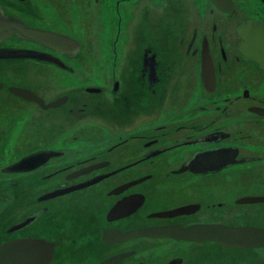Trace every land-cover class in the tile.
Here are the masks:
<instances>
[{
	"label": "flooded vegetation",
	"instance_id": "flooded-vegetation-1",
	"mask_svg": "<svg viewBox=\"0 0 264 264\" xmlns=\"http://www.w3.org/2000/svg\"><path fill=\"white\" fill-rule=\"evenodd\" d=\"M84 1V6H87V0ZM125 1L140 7V11L136 13V20L129 32L131 47L125 52L127 61L121 73L111 78L106 86L84 85L77 91L80 94L65 92L45 100L31 87L7 83L0 77V90L34 103L41 111L57 110L55 117H58V122L52 121L46 127L34 124L36 132L28 131L24 142L25 145H34L27 151L19 148L15 151L9 147L10 137L5 131L8 125L0 120V243L19 238H35L52 243L49 264H98L108 260H111L109 264H223L217 250L203 253L198 250L204 243L215 244L223 255L247 253L251 259L248 261L255 262L257 260L253 259L257 258L259 264H264V246L242 248L224 245L216 240L174 236L191 226L264 228V225L223 222L215 215L223 209L228 210L226 202L219 199L220 195L229 196L232 205L248 210H257L264 205V194L258 191L264 190V181L257 187L249 184L250 178L254 179L261 173L263 175L259 180H264V99L251 97L248 85L241 86L240 94L237 93L235 99L230 98L231 93L238 89L234 81L243 79L245 75V66H248V72L256 74L252 88L258 82L264 85V67L240 51V45L247 41L237 31L239 24L248 21L256 20L264 24V0H255L256 10L245 16H239L235 0H231L229 10L224 9L231 5L220 8L212 0H205L209 19L201 25L198 11L185 0H156L157 9L152 5L154 0ZM36 2H32V5L31 0H0V7L6 16L20 20L27 27L76 39L80 50L73 55L63 54L12 34L0 40L1 54L16 55L14 50L18 49L21 55L73 72L74 68L68 61L79 55L82 42L66 31L43 25L46 20L39 17L42 9L64 17L66 0ZM116 7L119 17L118 2ZM219 23H222L220 27ZM255 33L249 31L246 35L252 41ZM203 39L207 41L214 68V78L211 80L208 75L206 85L201 66ZM170 51H173L174 57H187L188 65L193 67L190 89L197 87L202 99L191 105L168 98V79L175 68L172 70L168 64L165 66L162 59L168 58ZM11 86L33 91L43 99L45 105L53 101L59 104L44 107L36 101L15 95L9 89ZM144 95L147 96V107L152 112L162 108L163 113L154 119L151 112L147 122L137 125L135 116L138 108L135 101H142ZM237 98L248 100L245 108L241 107L246 115H242L240 126L227 130L217 121L226 117L225 126V121L239 124L230 117L233 111L227 110V106L237 102ZM96 100L99 105L91 110L94 113L91 114L86 108ZM11 103L12 107L8 106L7 112L9 114L10 110L14 115L15 105L18 104ZM173 104L186 106V111L192 115L207 108L221 114L205 118V121H197L199 118L196 116L197 120L186 122L184 115L168 114ZM3 109L5 111V107L0 105V118ZM112 109L118 110L116 117L108 116ZM64 120H74V131H60L65 129L64 125H60V121ZM57 132L77 141L75 152L66 154L63 149L43 145L47 139L53 140ZM247 145H256L259 154L248 152ZM38 152L50 156L43 158L40 155L30 160L23 169L15 167L22 158ZM236 166L244 168L250 177L245 181V191L234 195L233 180L227 183L232 184L228 187H221L216 181L198 183ZM155 169L162 172L158 179L155 178ZM53 178H57V181L53 182ZM186 179L176 189L175 183ZM148 182L167 188L171 193L169 196L182 192L183 197L176 202L149 208L144 188ZM26 183L38 187L34 199L33 192L27 191ZM42 184L46 187L40 190ZM54 191H61V194L43 198ZM87 192L97 195L98 210L92 220L72 210L69 205L71 201L68 198L80 195L84 198ZM192 192H198V195L189 196ZM100 198L102 200L98 203ZM113 208L115 211L110 214ZM135 218L139 220L134 222ZM92 221H96L90 229L92 236L82 235V227ZM138 228L163 231H170L171 228L172 234L141 235L124 240L115 238L116 231ZM187 250L193 252L192 258L185 253Z\"/></svg>",
	"mask_w": 264,
	"mask_h": 264
},
{
	"label": "rangeland",
	"instance_id": "rangeland-1",
	"mask_svg": "<svg viewBox=\"0 0 264 264\" xmlns=\"http://www.w3.org/2000/svg\"><path fill=\"white\" fill-rule=\"evenodd\" d=\"M37 1L40 2V0ZM47 1L50 2V0ZM150 1L152 0H148L147 2ZM185 1L188 5L198 11L197 16H199L198 22L200 25L209 19L207 16V6L205 4V0ZM235 1L238 5L237 9L239 16H245L246 13H252L256 10L255 7L257 6V3L255 0ZM32 2L37 3L36 0H31L32 5H34ZM84 2V0H66L64 3L66 9L64 17L59 16L57 13L49 12L43 9L42 12L39 13V17H43L46 20L43 25L66 31L79 38L82 42V49L79 55L75 59H70L68 61L69 65L74 68L73 72L60 70L44 63L41 60L28 57L26 55H2V51L0 50V77L7 83L31 87L45 100H50L54 96L65 92L70 94H80V92L77 91L84 85L106 86L107 83H110L111 78L114 76L117 77L121 73L125 62L127 61L125 58L128 56H125V52H128L131 47L129 32L133 28L136 20V13L140 11V7H137L133 3L125 0H87V6H84ZM117 2L119 3V17L116 13ZM155 3L156 0H154V4L152 5L155 9H157L158 5ZM221 24L222 23H219V27ZM167 42H169V40ZM114 43L115 47L113 46ZM10 44L13 43L10 42ZM115 52H117L116 55ZM172 52L173 51L169 52L168 58L162 59V63L165 66L168 64L172 70L175 68L168 79V98L183 101L180 104L191 105L199 99H202L200 91L197 87L190 89L193 83V67L188 65L187 57H174L172 56ZM244 73L245 75L243 76V79L239 78L237 81H234L238 89L231 93L230 98L235 99V96L238 95L237 93L240 94L241 86L248 85L250 86L251 97L264 99V85L261 84V82H258L255 87L252 88L251 86V84L255 82L256 74L253 75L248 72V66H245ZM237 99V102L234 101L232 105L227 106V110L228 112L233 111L230 117L239 124H235L231 121H225L227 125L225 126L224 120L227 119L226 117L220 118L217 121L218 124L222 125L227 130L236 128L237 125L240 126L242 115H246L245 112H242V108H245L248 100H245L244 98ZM146 100L147 96L144 95L142 101L139 99L135 101L138 108V114L135 116V124L137 125H139L140 122H147L151 115L152 109L147 107L145 102ZM10 101L18 104L15 105L14 115L11 114L13 112L10 110L9 114L7 112L8 106L12 105ZM144 102L145 106H143ZM96 103L97 100L88 104V108L86 109L89 113L94 114L91 110L98 107L99 102L97 104ZM0 105L5 107V111L3 109V114L1 115L2 118H0V120H3L5 125H8V127L5 128V131L10 137L9 147H13L15 151L18 148L20 150L27 151L28 148L33 147L34 143L25 145L24 142L28 137V131L36 132L34 129L35 123L46 127V125H51L52 121L56 120L58 122V117H55L57 110L41 111L34 103L19 99L18 97L8 94L4 90H0ZM107 106L110 107L109 104H107ZM186 109V106L173 104L170 107L168 114L177 113L182 116L184 115V117L187 118L186 122L195 121L197 120V117L199 118L197 121H205L207 120L205 118L215 117V115L221 114L207 108L206 111H200L197 112L196 115H192L186 111ZM236 110L241 113L235 112ZM117 112L118 110L112 109V113L108 114V116L110 115L116 117ZM152 113L153 118L157 119L161 117L160 115H162L163 110L162 108H157ZM37 119H40V121ZM75 124L74 120L70 122L69 120L60 121V125H64L65 127V129L60 131L72 132L74 131L72 126H75ZM43 145L56 149H63L66 151L65 153L68 154L76 151L77 141L72 140L71 138H66L64 135H60L57 132L56 137L53 140L49 138L47 141H44ZM5 147L6 146L3 148ZM246 149H248V152L252 154H259V152L256 151L259 149L256 145H247ZM255 173L256 172H253V174ZM154 174L155 178L158 179L162 172L155 169ZM262 175L263 173L258 175L256 178L251 179L246 175L244 168L236 166L219 172L216 175L211 176L210 179L201 180L198 183L209 184L216 181L217 184L221 185V187H228L232 184L227 183L233 180V194L236 195L241 191L247 190L245 186L247 184L245 182L247 178H250L251 180L249 181L250 185L255 187L259 186L264 181L259 180ZM187 180L188 179L175 183L176 189L182 186ZM52 181L56 182L57 178H53ZM25 185L28 192H33L32 195L34 199V194L38 192V187H36L33 183H26ZM43 187L46 186L42 184L40 190ZM144 188L148 197L147 207L149 208H156L170 201L176 202L183 197L182 192L169 196L171 193L168 192L169 190H167V188L153 182H148ZM258 191L264 194V190L261 189ZM197 195L198 192H192L189 194L191 197ZM96 198L97 195H95L94 192H87L84 194V198L80 195L79 197H70L68 199L71 201L69 205L72 210L75 209L77 213L86 216L88 220H92L98 210L96 206ZM219 199L226 202L228 210L223 209L221 212L216 213L215 215L217 216V219L234 224L249 223L264 225V205H260L257 210H248L239 205H232V198L229 196L220 195ZM101 200L102 198L99 199L98 203H100ZM137 220H139V218L133 219L134 222ZM86 222L87 220L83 221V223ZM95 222L96 221H92L82 227L80 233H82V235L86 234L87 236H92L93 231L90 229ZM67 228L69 229V226H67ZM215 246L216 245L212 243H204L198 247V250H201L202 253L204 251L217 250V255L223 264H259L260 262L257 258L253 259L257 260L255 262L248 261L251 259H249L247 253L242 254L241 252H235L223 255L220 253V249ZM185 253H187L188 257H193L192 251L187 250ZM250 253L252 252H249L248 254Z\"/></svg>",
	"mask_w": 264,
	"mask_h": 264
},
{
	"label": "water",
	"instance_id": "water-1",
	"mask_svg": "<svg viewBox=\"0 0 264 264\" xmlns=\"http://www.w3.org/2000/svg\"><path fill=\"white\" fill-rule=\"evenodd\" d=\"M212 1L220 8H223L226 4L229 6L231 5L224 10H229L232 7L231 0ZM237 31L239 35L245 38V42L247 41L240 45V51L250 56L264 67V47L262 46L264 42V39H262V37L264 38V24L256 20L248 21L247 23L239 24L237 26ZM249 31L256 32L255 38L253 37L252 41L249 40L246 35ZM12 34H16L21 38L33 41L63 54L73 55L80 50V44L76 39L48 30L27 27L20 20L6 16L0 7V40L9 37ZM14 51L17 55H21L18 53L21 50L15 49ZM201 66L202 76L206 85L208 84V75L211 76V80L214 78L213 63L206 39H203L202 43ZM0 85H2V82H0ZM9 89L15 95L27 100L36 101L44 107H53L59 104L57 101H53L45 105L41 97L27 88L11 86ZM40 155H42L43 158H49L50 156V154L44 152L31 154L18 161L15 167L17 169H23L30 160L39 158ZM59 194H61V191H54L43 196V198L53 197ZM114 211L113 208L110 214ZM169 229L171 231V228ZM170 231L168 229L163 231L151 228H138L126 232L116 231L114 234L116 240H124L133 236L141 235H169L172 234ZM174 236L194 240H216L224 245L242 248L264 246V228L249 226L228 227L223 225H211L206 226V228L203 226H191L185 228L179 235ZM51 246L52 243L47 244V242L35 238H19L0 243V264H49L52 258ZM110 262L111 260H108L98 264H109Z\"/></svg>",
	"mask_w": 264,
	"mask_h": 264
}]
</instances>
